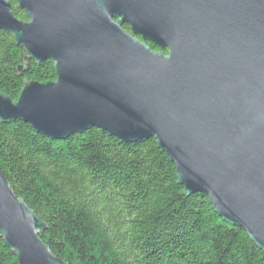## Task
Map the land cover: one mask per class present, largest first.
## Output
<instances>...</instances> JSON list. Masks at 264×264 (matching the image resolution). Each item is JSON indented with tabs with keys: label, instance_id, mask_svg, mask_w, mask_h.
Masks as SVG:
<instances>
[{
	"label": "water",
	"instance_id": "water-1",
	"mask_svg": "<svg viewBox=\"0 0 264 264\" xmlns=\"http://www.w3.org/2000/svg\"><path fill=\"white\" fill-rule=\"evenodd\" d=\"M17 2L29 21L0 0V29L28 60H52L57 79L1 93L0 120L52 140L93 127L155 138L185 193L208 195L264 252V0ZM45 228L0 167V236L20 264H68Z\"/></svg>",
	"mask_w": 264,
	"mask_h": 264
},
{
	"label": "trees",
	"instance_id": "trees-1",
	"mask_svg": "<svg viewBox=\"0 0 264 264\" xmlns=\"http://www.w3.org/2000/svg\"><path fill=\"white\" fill-rule=\"evenodd\" d=\"M10 1L13 14L29 21ZM123 28L131 32L129 24ZM56 79L52 60H28L0 29V94L17 100L26 81ZM0 167L45 222L43 241L68 264H264V252L208 195L185 193L155 138L126 143L93 127L52 140L29 123L0 120ZM0 264H20L1 236Z\"/></svg>",
	"mask_w": 264,
	"mask_h": 264
}]
</instances>
